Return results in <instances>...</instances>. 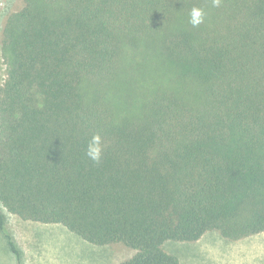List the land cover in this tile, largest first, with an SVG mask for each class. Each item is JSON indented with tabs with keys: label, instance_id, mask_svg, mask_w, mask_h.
<instances>
[{
	"label": "trees",
	"instance_id": "obj_1",
	"mask_svg": "<svg viewBox=\"0 0 264 264\" xmlns=\"http://www.w3.org/2000/svg\"><path fill=\"white\" fill-rule=\"evenodd\" d=\"M0 56L6 211L133 250L112 264L264 232V0H22ZM0 233L22 264L1 208Z\"/></svg>",
	"mask_w": 264,
	"mask_h": 264
},
{
	"label": "rangeland",
	"instance_id": "obj_2",
	"mask_svg": "<svg viewBox=\"0 0 264 264\" xmlns=\"http://www.w3.org/2000/svg\"><path fill=\"white\" fill-rule=\"evenodd\" d=\"M21 6L22 0H0V42L5 18ZM4 69L0 56V81ZM0 208L20 250L22 264H112L133 253L122 243L96 246L60 224L22 221ZM163 248L175 254L181 264H264V232L228 240L212 230L194 242L167 241ZM0 264H16L1 233Z\"/></svg>",
	"mask_w": 264,
	"mask_h": 264
},
{
	"label": "clouds",
	"instance_id": "obj_3",
	"mask_svg": "<svg viewBox=\"0 0 264 264\" xmlns=\"http://www.w3.org/2000/svg\"><path fill=\"white\" fill-rule=\"evenodd\" d=\"M222 0H212L213 7H220ZM205 13L202 9L192 7L189 12V23L197 27L204 22ZM104 151V144L99 133L93 134L85 147V155L94 163H99Z\"/></svg>",
	"mask_w": 264,
	"mask_h": 264
}]
</instances>
